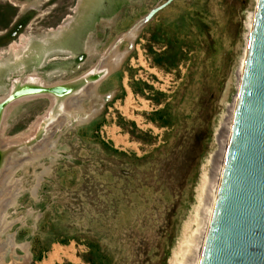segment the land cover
I'll list each match as a JSON object with an SVG mask.
<instances>
[{
	"label": "rangeland",
	"instance_id": "obj_1",
	"mask_svg": "<svg viewBox=\"0 0 264 264\" xmlns=\"http://www.w3.org/2000/svg\"><path fill=\"white\" fill-rule=\"evenodd\" d=\"M166 1L0 0V100L11 78L37 73L53 84L86 73ZM257 1L176 0L120 44L128 56L98 87L101 112L13 174L10 188L21 192L7 222L17 257L28 244L30 264H168L193 225L204 167L238 94ZM57 26L60 34L44 35ZM41 35V48L53 49L46 63L29 39ZM12 44L17 60L1 55ZM49 107L45 98L13 107L3 135H31Z\"/></svg>",
	"mask_w": 264,
	"mask_h": 264
},
{
	"label": "water",
	"instance_id": "obj_2",
	"mask_svg": "<svg viewBox=\"0 0 264 264\" xmlns=\"http://www.w3.org/2000/svg\"><path fill=\"white\" fill-rule=\"evenodd\" d=\"M175 1L167 0L154 7L101 52L96 65L74 79L47 84L43 75L30 73L24 78L21 75L9 79L10 93L0 100V218L4 219L0 221V254L5 257V264L8 252L12 264L32 263L30 254L20 258L15 255L14 249L19 245L15 234L10 233L15 223L7 222V211L21 192L16 195L10 188L15 182L13 174L24 161L37 158L48 144L53 145L63 132L94 118L81 111L80 101L86 98V103L88 96L118 71L119 68L108 66L110 57L121 55L120 44L129 41V36H135ZM43 98L49 100L50 107L37 121L35 134L14 138L3 135L13 107ZM69 101H73L74 111H67ZM3 238L6 241L1 243ZM201 264H264V0L258 8L230 148Z\"/></svg>",
	"mask_w": 264,
	"mask_h": 264
},
{
	"label": "bare ground",
	"instance_id": "obj_3",
	"mask_svg": "<svg viewBox=\"0 0 264 264\" xmlns=\"http://www.w3.org/2000/svg\"><path fill=\"white\" fill-rule=\"evenodd\" d=\"M257 2H258V4H257L256 11H254V13H252L248 18L249 33L247 35V48L245 51V56L241 62V66L238 70V84H237L238 94L234 99V103L229 106L228 113L225 117V120L222 123L219 131L217 132L215 139L217 141L216 143L218 144V148L211 154L206 166L204 167L203 176H202V184H201L200 190H199L198 203H197V206L195 209L193 225L190 224L188 226L186 232L183 235V238L179 240L172 256L169 259L168 264H201V262H202L203 254L205 251L207 239H208L210 228H211V223L213 220L214 212H215L218 197H219L221 182L223 179V174H224V170H225L227 156H228V152H229V148H230V142H231L233 126H234L236 111H237L238 102H239L240 91L242 88V83H243V79H244V75H245V69H246V65H247V59H248L249 49H250V45H251L253 30H254L255 21H256V17H257V13H258V8H259L261 0H258ZM15 5L17 6L18 4L15 3L14 6ZM22 8H23V6H22ZM68 20H70V18H68ZM62 30H63V26H59L58 28H56L54 30H49L48 33H44V35H46V36L49 35L48 37L50 38L51 34L57 36L58 34H60V32ZM41 37H43V35L38 36V37L37 36H31L29 39L33 40L34 44L36 46H38L37 56L42 57V55L44 53H46L44 55L45 56V63H46L48 61V56H50L49 54L52 52L53 49L46 52L47 49L45 50L44 48H41V45L43 44V43H41L42 41L40 40V39H42ZM134 37L135 36H129L128 37L129 42H132ZM54 38H55V36H54ZM56 38H58V37H56ZM59 39H60V37H59ZM59 39H58V42H59ZM20 42H21V40H20ZM12 45L9 49L3 50L1 52V55L2 56L3 55L4 56L5 55L6 56L7 55H13V59L17 60L18 58H20V54H21V53L19 54L17 52V48L20 47L19 45H21V44L19 43V45H13V46ZM62 47H61V49H62ZM55 48L58 49L59 46H57ZM55 48H54V50H55ZM28 49H29V46L28 45L25 46L24 50H28ZM63 49H66V48H63ZM60 51H59V53L61 54L62 51L61 52ZM127 52L128 51L121 53V55H118L117 53H115V55H117L119 57H117L115 55H113V57H110V61L108 59V61H109L108 66H110L113 69L114 68H120L119 66H121V64L124 62V59H126L125 57L127 55ZM27 54H29V53H27ZM23 57H25V56H23ZM36 74H33V75H36ZM85 99H82L80 101V106H79V103L76 104L77 109L79 106L81 108L82 112L88 113V117L89 116L95 117L96 115H98L101 112V109L103 108V100L104 99H102L101 96H98L97 91L90 94L88 96V101L90 100V109L85 108V106H84V103H85L84 100ZM73 105H74L73 101H69L67 103V106H66L67 111L68 110L74 111V109H71ZM20 135L25 136L26 134L22 133ZM24 163H27V160L24 161ZM46 172L47 171H44L39 176V178L37 180H41L42 177L46 174ZM11 175L12 174L9 175V180H10ZM38 182L40 183L41 181H38ZM39 183H37V184H39ZM38 186L39 185H37V187ZM11 187H12V185H11ZM35 191H36V189L34 190V192ZM3 220H2V218H0L1 223L3 222ZM22 247L25 249L27 256H30L29 252L27 251L28 245L25 244ZM59 250L60 249L57 248V251L53 254V256H54L53 258H59V252H58ZM65 254H66V252H65ZM70 256L71 255H69V257ZM0 264H5V257L1 254H0ZM13 264H15V263L13 262Z\"/></svg>",
	"mask_w": 264,
	"mask_h": 264
},
{
	"label": "trees",
	"instance_id": "obj_4",
	"mask_svg": "<svg viewBox=\"0 0 264 264\" xmlns=\"http://www.w3.org/2000/svg\"><path fill=\"white\" fill-rule=\"evenodd\" d=\"M93 264H94V262H93Z\"/></svg>",
	"mask_w": 264,
	"mask_h": 264
}]
</instances>
